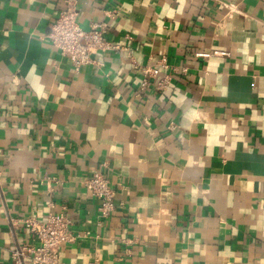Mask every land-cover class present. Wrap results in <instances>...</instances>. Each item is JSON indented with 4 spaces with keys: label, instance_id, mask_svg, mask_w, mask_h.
<instances>
[{
    "label": "crops",
    "instance_id": "1",
    "mask_svg": "<svg viewBox=\"0 0 264 264\" xmlns=\"http://www.w3.org/2000/svg\"><path fill=\"white\" fill-rule=\"evenodd\" d=\"M77 2L122 48L79 73L49 39L64 0H0V264L50 213L63 264H264V0Z\"/></svg>",
    "mask_w": 264,
    "mask_h": 264
},
{
    "label": "built area",
    "instance_id": "2",
    "mask_svg": "<svg viewBox=\"0 0 264 264\" xmlns=\"http://www.w3.org/2000/svg\"><path fill=\"white\" fill-rule=\"evenodd\" d=\"M78 17L77 0H64V8L50 25L49 34L53 48L70 60L75 73H79L88 65L99 66L93 57L94 54L119 52L122 49L120 45L106 39L105 30L101 25H94L89 31L82 29ZM162 68L166 71L169 67L163 63ZM144 75L148 73L145 72ZM169 81L170 76L165 75L154 82L155 88L164 91ZM149 85L150 82L144 79L141 88ZM84 186L88 193L99 201L100 216L103 218L111 216L114 211L115 192L109 180L101 173H94L84 182ZM21 223L32 233L36 244L17 247L12 253L14 264H63L59 256L62 245L76 240L72 232V221L66 213H50L45 220L29 217L21 220Z\"/></svg>",
    "mask_w": 264,
    "mask_h": 264
}]
</instances>
